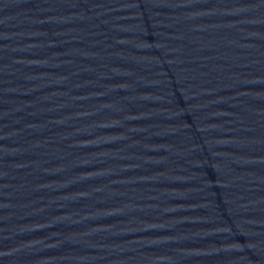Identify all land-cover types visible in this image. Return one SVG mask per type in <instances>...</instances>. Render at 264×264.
Instances as JSON below:
<instances>
[{"label": "water", "instance_id": "water-1", "mask_svg": "<svg viewBox=\"0 0 264 264\" xmlns=\"http://www.w3.org/2000/svg\"><path fill=\"white\" fill-rule=\"evenodd\" d=\"M0 264H264V0H0Z\"/></svg>", "mask_w": 264, "mask_h": 264}]
</instances>
